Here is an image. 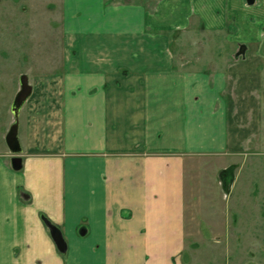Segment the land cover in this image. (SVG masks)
<instances>
[{
    "label": "crops",
    "instance_id": "crops-1",
    "mask_svg": "<svg viewBox=\"0 0 264 264\" xmlns=\"http://www.w3.org/2000/svg\"><path fill=\"white\" fill-rule=\"evenodd\" d=\"M61 4L62 51L31 71L19 112L18 170L0 143V264H182L188 172L237 147L224 70L245 62L247 46L261 58L264 0ZM198 23L233 30L243 51L206 72L183 62L166 30Z\"/></svg>",
    "mask_w": 264,
    "mask_h": 264
},
{
    "label": "rangeland",
    "instance_id": "rangeland-1",
    "mask_svg": "<svg viewBox=\"0 0 264 264\" xmlns=\"http://www.w3.org/2000/svg\"><path fill=\"white\" fill-rule=\"evenodd\" d=\"M62 14L61 0H0L3 146L19 77L32 79L31 71L54 67L62 51ZM198 25L192 32L166 30L168 50L184 52L183 62L190 61L200 72L210 69L213 61L224 68L239 49L233 30L229 38L223 32L208 34ZM252 47L247 46L245 62L240 59L224 70L231 81L223 98L230 101L229 127L237 136V147L223 157L200 159L194 163L197 169L193 166L188 172L190 224L182 264H264V44L258 48V59L251 58Z\"/></svg>",
    "mask_w": 264,
    "mask_h": 264
},
{
    "label": "water",
    "instance_id": "water-1",
    "mask_svg": "<svg viewBox=\"0 0 264 264\" xmlns=\"http://www.w3.org/2000/svg\"><path fill=\"white\" fill-rule=\"evenodd\" d=\"M31 94V87L28 84L26 75L19 77V89L11 104L12 123L4 137V143L9 154L12 156L11 164L14 170H18L21 165L19 155L21 154V147L18 142L17 131H18V116L20 109L23 104L29 98ZM45 224L49 230L50 237L54 242L56 249L59 253L64 254L66 252V245L62 238L61 233L56 227L45 221Z\"/></svg>",
    "mask_w": 264,
    "mask_h": 264
},
{
    "label": "flooded vegetation",
    "instance_id": "flooded-vegetation-1",
    "mask_svg": "<svg viewBox=\"0 0 264 264\" xmlns=\"http://www.w3.org/2000/svg\"><path fill=\"white\" fill-rule=\"evenodd\" d=\"M238 48H239V49H238V52H240V51L242 52L243 49H244L243 46H239ZM238 52H237V53H238Z\"/></svg>",
    "mask_w": 264,
    "mask_h": 264
},
{
    "label": "trees",
    "instance_id": "trees-1",
    "mask_svg": "<svg viewBox=\"0 0 264 264\" xmlns=\"http://www.w3.org/2000/svg\"><path fill=\"white\" fill-rule=\"evenodd\" d=\"M44 222L46 221L44 218H43ZM47 222V221H46Z\"/></svg>",
    "mask_w": 264,
    "mask_h": 264
}]
</instances>
